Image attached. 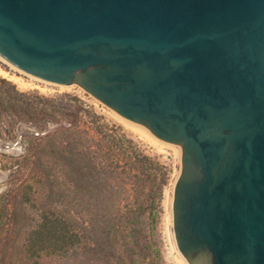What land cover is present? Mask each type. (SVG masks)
<instances>
[{"label":"water","instance_id":"95a60500","mask_svg":"<svg viewBox=\"0 0 264 264\" xmlns=\"http://www.w3.org/2000/svg\"><path fill=\"white\" fill-rule=\"evenodd\" d=\"M0 57L177 151L189 264H264V0H0Z\"/></svg>","mask_w":264,"mask_h":264},{"label":"rangeland","instance_id":"374dc122","mask_svg":"<svg viewBox=\"0 0 264 264\" xmlns=\"http://www.w3.org/2000/svg\"><path fill=\"white\" fill-rule=\"evenodd\" d=\"M0 68L8 72V75L0 73V76L13 81L24 92L38 93L55 103L68 102L73 107L76 101H71L66 94L77 96L102 117L101 122L109 132L133 140L168 171V182L162 195L156 198L150 209L140 213V205L147 204L146 193L156 185L150 180L136 182L134 174L138 171L124 165L122 159L114 160L113 153H109V143L95 130L84 112H80L79 127L76 128L81 131L78 136L82 143H76L78 136L74 138L75 134L65 131L56 133L54 145L49 144V137L35 140L38 144L29 152L30 163L14 177L11 174L16 155L26 152L30 139L9 137L3 133L0 136V264H178V258L183 254L177 243L174 224L170 226L166 216L168 196L172 195L174 200L181 161L129 132L108 114L107 111L112 109L110 106L84 88L79 86L68 90L47 85L39 79L32 81L29 74L19 72L2 60ZM15 77L36 84H22ZM62 123L67 125L66 119ZM30 124L23 123L21 130L44 132L56 121L49 119L38 127ZM85 146L97 164L107 169V172L94 173L96 178L101 177L102 195L89 191L95 190V184L80 187L76 166L83 163L78 153ZM113 160L120 165L112 173L109 164ZM155 174L156 182H159L160 170ZM131 208L136 210L132 219L140 220L138 226L142 236L139 246L136 242L130 243L136 254L130 257L123 236L114 240L110 227L111 220L119 215L125 220Z\"/></svg>","mask_w":264,"mask_h":264},{"label":"trees","instance_id":"16d2710c","mask_svg":"<svg viewBox=\"0 0 264 264\" xmlns=\"http://www.w3.org/2000/svg\"><path fill=\"white\" fill-rule=\"evenodd\" d=\"M69 96L71 101H76V105H71L68 102H52L45 96H42L35 92H24L19 89V87L11 80L6 77L0 76V136L6 133L9 137L19 136L20 138H29V145L26 147V152L21 155H16V165L14 166L13 173L11 177L17 176L19 173L24 171V168L30 163L29 152L35 147L37 142L35 140L41 139L43 137H49V144L54 145L55 135L58 132H69L70 134H75L74 138L81 132L79 129V118L80 112H84L85 115L90 117V122L93 124L95 130L101 134V136L109 143V153L115 157L114 160L122 159L124 165L128 166L132 170H137L135 173L136 182L143 183L146 181L152 182L156 185V188H150L148 193H146L145 199L147 204L144 203L140 205V213H143L146 209H150L155 203L156 198L162 195L163 188L168 182V171L165 165L160 164L155 161L150 155L143 152L139 145L135 144L133 140L127 138L126 136L117 135L113 132H109L104 127L101 122V116L98 115L91 107H88L84 101H81L77 96ZM53 119L56 124L49 126L44 132L35 130L34 132L21 130V125L23 123H31L30 126L42 125L45 121ZM67 121V125L63 124V120ZM20 125L17 127V124ZM4 131V132H3ZM75 140V139H74ZM76 143H82L80 137L78 136L75 140ZM84 145V143H83ZM74 151V150H73ZM76 152V151H75ZM88 147L85 149H80L79 155L80 160L83 161L81 165L76 166V171H79L80 187H89V184H95L93 187L95 190H89L91 193H100L101 195L104 191H101L102 184L100 178L94 176L95 172H107V169L98 165L94 155L91 154ZM120 153V154H119ZM77 154V152H76ZM119 155H122L120 158ZM108 159L109 157L106 156ZM110 163L112 167V173L117 170L120 163L116 162ZM73 161V160H72ZM78 162V159H76ZM156 170H160L161 178L159 182L157 181ZM153 175V176H152ZM144 190H142V193ZM136 210L131 208L128 216L125 220L119 215L111 220L112 226L110 227L113 235L116 238L123 236L124 241L128 244L127 251L129 256L135 252V248L131 247L133 242H136L139 246V238H141V228L138 224L140 220H133L135 217ZM141 235V236H140ZM125 238H129L126 240ZM131 243V244H130ZM103 250V248H101ZM143 250V249H142ZM136 255V254H134ZM123 259V257H120ZM123 264V262L121 263Z\"/></svg>","mask_w":264,"mask_h":264},{"label":"bare ground","instance_id":"6f19581e","mask_svg":"<svg viewBox=\"0 0 264 264\" xmlns=\"http://www.w3.org/2000/svg\"><path fill=\"white\" fill-rule=\"evenodd\" d=\"M0 60L4 61L5 63H8L4 59H2L1 57H0ZM10 66L12 68L18 70L19 72H22V73H25L26 74V72H23V71L15 68V67H13L12 65H10ZM0 73L3 74V75H8V72L5 71V70H3V69H1V68H0ZM29 76H30V78H31L32 81L38 80V78H36V77H34V76L30 75V74H29ZM15 78L18 81H20L22 84H31V85L36 84V83H34L32 81H27V79H24L22 77H15ZM41 81H43V80H41ZM43 82L45 84H47V85H52V83H49V82H46V81H43ZM53 85L60 86L61 88H68V90H69V88L72 89L73 87H79V86H76L75 84L68 85V86H61V85H56V84H53ZM38 86L43 87V88L46 87V85H45V87L42 86V85H38ZM107 112L112 117H114V119H116L118 122H120L129 132H132L133 134H136V135L142 137L143 139H145L146 141H148L149 143H151L153 146H155L159 150H163V151L170 152L175 158H177L178 160H180V158L178 156V153H177V151L175 149H173L172 147H170L168 144H166L165 142H163L162 140H160L159 138H157L156 136H154L152 133H150L149 131H147L143 127L137 125L136 123H134L131 120L127 119L126 117L122 116L121 114H119L118 112H116L114 109L108 110ZM179 174L180 173H177L176 178H178ZM175 184H176V182H175ZM172 203H173V197H172V195H169L168 196V201H167V216H166V218H167L168 224L170 226H173V224H174V216H173ZM178 264H189V263H188V261L183 256H180L178 258Z\"/></svg>","mask_w":264,"mask_h":264}]
</instances>
